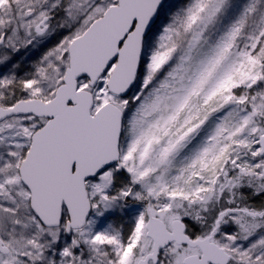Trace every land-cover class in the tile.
<instances>
[{
    "label": "snow or ice",
    "instance_id": "obj_1",
    "mask_svg": "<svg viewBox=\"0 0 264 264\" xmlns=\"http://www.w3.org/2000/svg\"><path fill=\"white\" fill-rule=\"evenodd\" d=\"M0 264H264V0H0Z\"/></svg>",
    "mask_w": 264,
    "mask_h": 264
}]
</instances>
